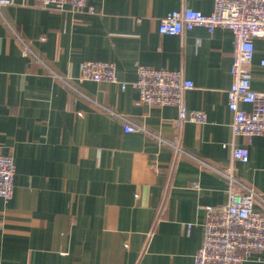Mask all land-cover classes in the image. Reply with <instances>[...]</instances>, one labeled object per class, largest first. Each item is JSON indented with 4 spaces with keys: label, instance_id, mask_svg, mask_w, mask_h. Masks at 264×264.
<instances>
[{
    "label": "crops",
    "instance_id": "1",
    "mask_svg": "<svg viewBox=\"0 0 264 264\" xmlns=\"http://www.w3.org/2000/svg\"><path fill=\"white\" fill-rule=\"evenodd\" d=\"M214 1L92 0L93 11H78L13 0L2 7L0 152L14 156L16 174L12 198H0V264H194L205 206L227 203L230 176L262 196L255 207L264 213V135L249 142L232 132L233 32L159 31L168 12L211 13ZM86 60L114 62L128 82L138 64L182 69L194 82L185 109L204 110L206 122L178 124L177 106L144 104L131 84L79 81ZM262 60L258 37L249 69L259 91ZM122 116L145 131L126 132ZM243 145L247 162L232 155ZM244 264H264V251Z\"/></svg>",
    "mask_w": 264,
    "mask_h": 264
},
{
    "label": "built area",
    "instance_id": "2",
    "mask_svg": "<svg viewBox=\"0 0 264 264\" xmlns=\"http://www.w3.org/2000/svg\"><path fill=\"white\" fill-rule=\"evenodd\" d=\"M43 6L63 9L67 4L78 11H93L92 0H35ZM13 0H0L3 6ZM196 27L213 32L218 27L228 28L234 35L232 83L228 89V105L233 113L232 132L252 142L254 136L264 135V91L252 87L249 65L255 57V39L264 37V0H215L211 13L184 6L168 12L160 19L162 34L177 35ZM24 53L32 49L24 43ZM264 65V60H262ZM79 81H107L120 84L122 90L128 85L139 92V100L147 105L177 106L180 112L178 124L188 120L204 123V110L189 112L184 106V94L194 87L182 69L155 68L138 64L137 77L132 82L121 80L112 61L86 60L82 64ZM242 104L251 105L248 110ZM124 119L126 132L144 130L129 118ZM176 150H180L178 145ZM233 158L242 162L249 160L246 145L234 146ZM16 163L12 154L0 152V198L8 201L15 188ZM228 201L222 206H205L204 237L195 254L194 264H244L254 252L264 251V213L255 207L262 196L251 186L230 176ZM240 183L241 190L235 185ZM197 186V182L192 183ZM191 224H188V228Z\"/></svg>",
    "mask_w": 264,
    "mask_h": 264
}]
</instances>
